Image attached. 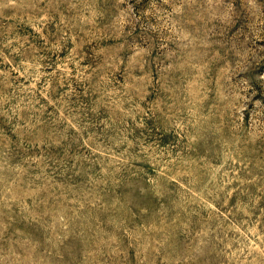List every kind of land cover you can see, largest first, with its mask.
I'll return each instance as SVG.
<instances>
[{
	"label": "rangeland",
	"instance_id": "obj_1",
	"mask_svg": "<svg viewBox=\"0 0 264 264\" xmlns=\"http://www.w3.org/2000/svg\"><path fill=\"white\" fill-rule=\"evenodd\" d=\"M0 264H264V0H0Z\"/></svg>",
	"mask_w": 264,
	"mask_h": 264
}]
</instances>
